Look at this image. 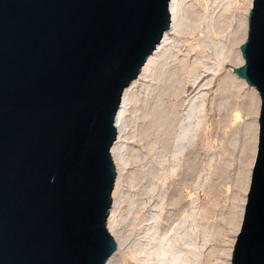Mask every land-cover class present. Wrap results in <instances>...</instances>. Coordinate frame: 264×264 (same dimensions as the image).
<instances>
[{
    "label": "water",
    "instance_id": "1",
    "mask_svg": "<svg viewBox=\"0 0 264 264\" xmlns=\"http://www.w3.org/2000/svg\"><path fill=\"white\" fill-rule=\"evenodd\" d=\"M168 1L0 0V264H103L113 253V119L169 28ZM239 49L234 73L261 105L231 264H264V0Z\"/></svg>",
    "mask_w": 264,
    "mask_h": 264
},
{
    "label": "rangeland",
    "instance_id": "2",
    "mask_svg": "<svg viewBox=\"0 0 264 264\" xmlns=\"http://www.w3.org/2000/svg\"><path fill=\"white\" fill-rule=\"evenodd\" d=\"M244 7L177 0L179 23L124 112L111 264L231 263L259 143L260 102L232 68Z\"/></svg>",
    "mask_w": 264,
    "mask_h": 264
},
{
    "label": "bare ground",
    "instance_id": "3",
    "mask_svg": "<svg viewBox=\"0 0 264 264\" xmlns=\"http://www.w3.org/2000/svg\"><path fill=\"white\" fill-rule=\"evenodd\" d=\"M241 1H243L245 3V7H244L245 35L240 40V45L238 47V54H237V58H236V59H238V63L236 64V66L232 67L233 69L238 68L244 64V59L242 57V54H241L239 48L242 45V43L246 40L247 26H248V13L253 6V0H241ZM176 4H177V0H169L168 1L167 10H168V14H169V28L167 31H165L163 33L161 40L157 43V45L155 46L153 51L146 57L143 65L141 66V68L139 70L137 77L135 79H133L131 82H129L127 87H125L123 89L122 94H121V100H120L119 106L117 108V111H116L114 119H113V126L115 128L116 135L114 138L115 140H113L111 147L109 148V155H110V158L112 160V163H113V166L115 169V180H114L113 188L111 191V205H110V208L108 210V215H107L106 220H105V229H106L107 233L111 236V238L114 240L115 249H114L113 253L105 260V262L103 264H111L113 259L116 257L120 247H121V242L117 238V236L114 232V229L112 227L113 224L111 225V219H112L111 214H112V212L116 206V197H117V192H118L117 190H118L120 178L122 176V174H121L122 170H120V152L119 151L121 149V144L123 141L122 139L124 138L123 137L124 130H125L124 121H123L124 112H125L127 106L129 105L128 101H129L130 92L132 91V89L134 88V86L138 82H141V80L146 78V75L150 70L151 64L154 63L155 56L157 55L159 50L161 48H163V46L167 43V41L169 40L168 37L170 36V33L177 27V25L179 23V20L177 19ZM157 58H158V56H157ZM233 74H234V76L237 77V79L243 85H246V87L251 91V93L255 99L256 104L259 106L260 98H259L258 92L255 90V88L248 86L242 78H239L234 73V71H233ZM260 105H261V102H260ZM259 114H260V108H259ZM258 118H259V116H258ZM257 124H258V127L256 126V132H257V130L259 131V121ZM183 131H185V130H183ZM185 133H188V132L186 131ZM181 137H182V134H181ZM258 141H259V134H258ZM250 179H251V175H250ZM249 185H250V183H249Z\"/></svg>",
    "mask_w": 264,
    "mask_h": 264
}]
</instances>
